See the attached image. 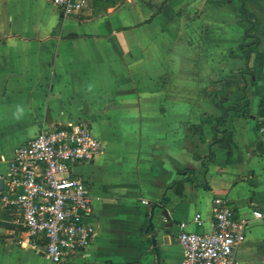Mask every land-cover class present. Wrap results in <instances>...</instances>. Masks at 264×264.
Wrapping results in <instances>:
<instances>
[{
  "label": "crops",
  "instance_id": "1",
  "mask_svg": "<svg viewBox=\"0 0 264 264\" xmlns=\"http://www.w3.org/2000/svg\"><path fill=\"white\" fill-rule=\"evenodd\" d=\"M242 3L0 0V178L54 125L84 122L104 147L73 169L94 203L86 250L51 262L0 197V264H180V222L212 231L217 196L250 221L237 264H264V0H246L251 21Z\"/></svg>",
  "mask_w": 264,
  "mask_h": 264
},
{
  "label": "built area",
  "instance_id": "2",
  "mask_svg": "<svg viewBox=\"0 0 264 264\" xmlns=\"http://www.w3.org/2000/svg\"><path fill=\"white\" fill-rule=\"evenodd\" d=\"M52 1L63 15L79 13L90 3ZM259 132L264 135V117L259 121ZM103 149L84 122L44 128L15 148L0 197L5 207L20 214L28 233L26 243L35 248L42 243L53 263L68 262L84 252L96 234L91 191L73 169L95 161ZM214 204L212 231H191L187 221L180 222V264H237L236 249L246 240L250 221L238 215L226 196L215 197ZM253 216L262 219L264 213L254 209ZM194 219L202 223L200 213Z\"/></svg>",
  "mask_w": 264,
  "mask_h": 264
},
{
  "label": "trees",
  "instance_id": "3",
  "mask_svg": "<svg viewBox=\"0 0 264 264\" xmlns=\"http://www.w3.org/2000/svg\"><path fill=\"white\" fill-rule=\"evenodd\" d=\"M242 99L248 101L246 96H244ZM222 121H223V119H219V120H218V123L221 124ZM219 132H220V131H219L217 128H215L214 133H215L216 137L214 138V142L223 139V137H222V138H218V137H217V134H218ZM212 158H213V156L210 154L208 159L212 160ZM183 187H184V183H183V182H176V183H175L176 191H177L179 194H182V193H183Z\"/></svg>",
  "mask_w": 264,
  "mask_h": 264
},
{
  "label": "water",
  "instance_id": "4",
  "mask_svg": "<svg viewBox=\"0 0 264 264\" xmlns=\"http://www.w3.org/2000/svg\"><path fill=\"white\" fill-rule=\"evenodd\" d=\"M245 4H246V0H243V3H242V8L244 9V11H245V14H246V16H247V19L249 20V21H251V19H250V17H249V15H248V11H247V9H246V7H245ZM261 7V10H263V12H264V7L263 6H260ZM252 25H254V24H252ZM247 35H249L248 33H247ZM4 189V180L2 179V178H0V190H3ZM165 213V216H168V214H167V211L165 210L164 211ZM167 231V230H166ZM156 238H155V236H154V238H153V244L154 245H156Z\"/></svg>",
  "mask_w": 264,
  "mask_h": 264
}]
</instances>
